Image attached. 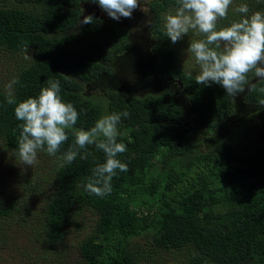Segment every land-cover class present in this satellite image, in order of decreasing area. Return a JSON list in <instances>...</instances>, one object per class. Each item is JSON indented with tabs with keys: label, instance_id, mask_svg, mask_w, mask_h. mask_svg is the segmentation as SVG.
Here are the masks:
<instances>
[{
	"label": "trees",
	"instance_id": "obj_1",
	"mask_svg": "<svg viewBox=\"0 0 264 264\" xmlns=\"http://www.w3.org/2000/svg\"><path fill=\"white\" fill-rule=\"evenodd\" d=\"M242 2L250 12L264 10V0H234L228 17L219 23L239 19L235 9ZM86 4L94 3L0 0V48L29 53L13 75L19 80L14 89L18 101L38 95L48 80H59L61 95L81 113L78 129L92 127L106 113L127 111L118 142L127 146L119 158L128 163V171L113 178L105 197L90 195L82 184L104 161L103 152L90 145L87 150L92 154L86 159L78 156L61 167L55 158L51 168L35 175L38 179L15 174L9 183L30 182L22 186L25 195L43 202L37 224H27L23 213L30 199L20 203L22 194L4 189L0 182V256H8L5 264L19 261L7 253L16 242L12 232L17 238L26 236L17 258L30 251L38 253L34 264L57 262L58 247L76 229L83 231L88 220L90 228L78 244L81 264H175L142 252L133 238L145 233L155 249L187 250L184 264H264V118L232 126L212 143L196 135L191 123L216 130L231 113L234 96L219 85L195 83V63L182 57L189 41L198 38L194 33L175 44L166 37L163 17L174 9V0H152L149 8L154 16L153 72L176 83L178 94L171 89L145 94L111 89L102 97L90 95L86 91L90 83L113 73L112 61L124 52L127 31L115 21L86 12ZM87 15L95 17L94 23L80 24ZM249 78L254 87L246 86L243 98L261 105L264 92L259 89L264 84L253 81L251 73ZM5 96L0 85V146L11 155L17 153L21 122ZM73 140L69 130L61 151Z\"/></svg>",
	"mask_w": 264,
	"mask_h": 264
},
{
	"label": "clouds",
	"instance_id": "obj_2",
	"mask_svg": "<svg viewBox=\"0 0 264 264\" xmlns=\"http://www.w3.org/2000/svg\"><path fill=\"white\" fill-rule=\"evenodd\" d=\"M97 4L107 16L115 21L131 18L141 0H90ZM146 2V0H145ZM234 0H174V10L164 15L163 30L167 38L175 44L194 33L196 39L189 41L186 52L191 55L198 72L195 83L210 87H223L228 96H235L250 90L249 73L264 84V10L250 12L247 3L242 2L235 9L240 18L227 24L226 19ZM93 15L84 16L80 24L94 23ZM191 67V65H190ZM190 76L192 72L188 73ZM13 78L5 86V100L15 105L14 116L21 123L16 152L22 165L32 168L38 163V154L61 161L60 166L72 164L77 157L86 159L87 148L94 145L104 154V161L97 163L92 175L82 187L90 195L105 197L111 192L113 178L128 171V163L119 156L127 151L123 142H118L119 126L122 118L129 113L112 112L102 115L88 129L76 128L81 113L75 105L61 95L59 80H48L36 96L18 101ZM259 91L264 92V87ZM264 105V102L261 103ZM69 130L74 137L66 151L62 145L69 139Z\"/></svg>",
	"mask_w": 264,
	"mask_h": 264
},
{
	"label": "rangeland",
	"instance_id": "obj_3",
	"mask_svg": "<svg viewBox=\"0 0 264 264\" xmlns=\"http://www.w3.org/2000/svg\"><path fill=\"white\" fill-rule=\"evenodd\" d=\"M151 1L152 0H146L145 2V0H141L140 5L133 11L131 18H121L119 21L109 18L97 4L85 5L84 10L86 12L96 13L108 21H115L119 24V26L127 31V40L124 52L117 55L112 61L114 70L113 73L102 75L90 83L86 90L90 95L95 94L102 97L104 92L111 89L124 90L134 94L159 92L164 89H171L177 94L180 91V88L176 83L164 80L153 72L155 53L152 50L154 38L151 31L154 24V16L149 8V3ZM173 10V7H171L170 10L164 13V15ZM187 55L188 54L185 53L182 57L184 59L188 58L194 62V60L187 57ZM28 56L29 53L27 55L24 51L12 53L0 48V85H2L4 89L10 79L13 78V75L16 72V67L23 65L27 61ZM192 66L195 67V64ZM251 78L253 81L256 80L252 73ZM244 93L245 91L234 96V106L231 113L221 122L216 130L210 132L201 128L197 122L193 121L191 125L194 128L196 135L202 141L212 143L213 140L223 137L232 126L263 120L264 105L246 102L243 98ZM190 117L191 118L189 120H192L193 116L190 115ZM54 162H56L55 157H49L46 153L40 152L38 154V163L31 168L27 165H22L17 153L9 155V153H6L2 149V146H0V182L2 183L4 189L13 193L20 192L22 194L20 203L24 204L26 203L24 201L30 199L23 211L27 224H37L38 212L43 202L36 201V199L31 200L29 197L30 194L25 195L27 190H23L22 186H25L30 182L20 183L19 180L17 183L18 185L15 186L14 183H9V181H13L12 178H15V174H26L27 180L38 179L35 175L43 173V171L51 168ZM38 170H40V172H38ZM41 196L43 197L40 191V197ZM86 215H88L89 218L93 217L91 213H87ZM88 221L86 222V228L83 229V231L82 229H76L74 234L70 236V238L67 239L63 245L58 247L56 255L59 259L57 262L42 260L39 264H81L78 244L85 231L90 228L88 227ZM32 226L35 227L34 225ZM12 233L13 237L11 236V239L16 242L11 243V246L7 251L9 256L11 255L13 259L19 260L16 261V264H34L33 259L36 255H38V253H32L29 251L27 254L23 256L21 254L17 258V248H21L23 246L26 242V236L17 238L14 237L15 232ZM133 241L141 246V250L145 255L164 262L184 264L188 257V251L185 249L180 251H167L155 249L149 246L148 243L150 241V236L148 233H145L140 237H134ZM32 250L36 252L37 249ZM7 261H9L8 256L5 254L0 256V264H5Z\"/></svg>",
	"mask_w": 264,
	"mask_h": 264
}]
</instances>
